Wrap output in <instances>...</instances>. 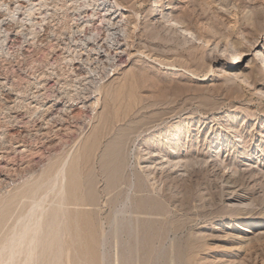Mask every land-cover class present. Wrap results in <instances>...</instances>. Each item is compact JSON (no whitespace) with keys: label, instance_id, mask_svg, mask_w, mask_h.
<instances>
[{"label":"rangeland","instance_id":"374dc122","mask_svg":"<svg viewBox=\"0 0 264 264\" xmlns=\"http://www.w3.org/2000/svg\"><path fill=\"white\" fill-rule=\"evenodd\" d=\"M152 1L0 0V264H264V0Z\"/></svg>","mask_w":264,"mask_h":264},{"label":"bare ground","instance_id":"6f19581e","mask_svg":"<svg viewBox=\"0 0 264 264\" xmlns=\"http://www.w3.org/2000/svg\"><path fill=\"white\" fill-rule=\"evenodd\" d=\"M111 2V1H110ZM49 3V2H48ZM114 5V4H113ZM117 5H118V3H117ZM118 8V7H117ZM149 9L150 10H152L153 11V15L155 16H159V15H161L162 14V17L165 19V21H167L168 22V26L170 27V28H172V29H175V30H177L179 27H182V36H184V38L185 39H189V38H191V37H193L192 35V31H190V30H188V29H186L184 26H182L181 25V23L179 22V20L177 19V18H175L173 15H171L170 13H169V7H168V5H163L162 6V8L161 9H159V5H158V0H153L152 2H150V5H149ZM17 11V10H16ZM118 11V10H117ZM56 12V11H55ZM39 23V22H38ZM181 29V28H180ZM73 31V30H72ZM181 35V34H180ZM189 35V36H188ZM94 38V37H93ZM98 45V44H97ZM95 46V45H94ZM256 52H257V54L260 56V58L264 61V54H262L261 52H260V50H257L258 49V46H256ZM221 56L222 55H219V54H212V59L213 58H221ZM102 58V57H101ZM103 59V58H102ZM239 61H241V54L240 53H235V54H233L232 55V58H230V60H229V62L228 63H230V64H235V63H238ZM80 62V61H79ZM258 63H259V61H258ZM261 69H262V71L264 72V63L262 64V66H261ZM95 84V83H94ZM35 85V84H34ZM74 88V87H73ZM42 101V100H41ZM262 101L264 102V99H262ZM97 102L96 101H94L93 102V105H95ZM165 144L166 145H172L173 144V142H172V140H171V138H168V139H165ZM151 155H153V154H151ZM156 161V160H155ZM65 162V161H64ZM63 162V163H64ZM159 163V162H158ZM156 166V165H155ZM175 164H170V166H169V168H166L164 171L165 172H167V171H169V172H167V173H170V172H175L176 170H178L179 169V166H175ZM155 168V167H154ZM58 170V169H57ZM65 166L63 165L62 166V168L60 169V171L58 172V174L55 176V175H53V178H51L50 179V185H51V187H50V191H53L54 192V196L53 197H56V199L55 200H52V203H53V205L51 204V203H49V204H51L52 205V207H51V211L53 212L52 214H54V217H55V220H56V218H57V213H59L60 215H63L64 214V212H66L65 211V209L67 208H65V200H66V188H65V184H66V174H65ZM164 172V173H165ZM163 173V174H164ZM167 173H165V174H167ZM55 176V177H54ZM120 182V179H118L116 182H114L115 184H116V195H118V196H120L121 194V189H120V184H118ZM138 183H140V182H138ZM147 190H150V189H147ZM238 195H240V194H235L232 198H235L236 196H238ZM52 196V195H51ZM151 197V192H149V193H145V194H143V196H142V198H143V200L144 199H147V198H150ZM50 198V197H49ZM36 205V204H35ZM33 206V205H32ZM37 206V205H36ZM42 207V206H41ZM34 208H35V206H34ZM44 209H47V208H45L44 207ZM44 209H43V207H42V209H40V208H38L37 209V207H36V212H37V210H41L40 212H39V214L36 216V218H34V219H32V215H35L34 213H35V211L33 210H31V212L28 214V221H27V223L25 224V226L21 229V231H20V233H19V235H18V233H17V235H15L14 236V238L13 239H11L10 240V242H9V244H8V246H7V248H8V250H9V254H8V256H7V258H5L4 259V261L3 260H1V264L3 263V262H5V260L6 261H8V264H9V262H12L13 260H14V257H15V253L18 251V250H21V248H23V247H25L26 249H28L27 250V252L29 251V255H27V256H29V259L30 260H28V258H27V261H29V263H31V260H33L32 258H30V257H32V252H33V249H35L34 251L36 252V243L37 242H39L38 240L39 239H37L36 240V238H39V237H36L35 235H38L39 233H40V231H43V230H40L39 231V229H41L40 227H41V222H40V219H41V217H42V215H43V212H44ZM46 211V210H45ZM47 213V212H46ZM62 213V214H61ZM59 214H58V216H59ZM66 214V213H65ZM41 215V216H40ZM66 216V215H65ZM44 217V216H43ZM52 217V216H51ZM59 218V217H58ZM65 219V218H64ZM42 220V219H41ZM50 220V219H49ZM51 221V220H50ZM49 221V231H51L50 229H52L51 228V223L52 222H50ZM54 221V220H53ZM60 221H61V216H60V218H59V220L57 221V222H59L60 223ZM47 223V222H46ZM221 224L222 223H224V221H222V222H220ZM220 223H218V224H220ZM45 224V223H44ZM53 224H54V222H53ZM226 225V224H225ZM247 225H249L250 226V228H252V227H254L255 228V230L256 229H259V228H261V227H263L264 226V219H254V220H249V217H248V215L247 216H245L244 218H242V219H240L237 223H236V228H242L243 226H247ZM44 227V226H43ZM52 227H53V225H52ZM43 229V228H42ZM54 229V228H53ZM52 229V230H53ZM220 229V227H217L215 230L217 231V230H219ZM249 229V228H248ZM58 231V230H57ZM56 231V232H57ZM60 231V230H59ZM58 231V232H59ZM246 231H250V230H246ZM31 233V236H30V238L29 239H27V238H25L26 236H27V234L28 233ZM37 232H39L38 234H36ZM44 232V231H43ZM43 232H41V233H43ZM55 232V233H56ZM54 233V234H55ZM62 233H64V232H62ZM50 235L51 234V232L49 233H47L46 235H45V238L46 239H48L47 237V235ZM57 234H59V233H57ZM43 235V234H42ZM231 235V234H230ZM40 236V235H39ZM47 236V237H46ZM52 236V235H51ZM51 236H49L50 238H51ZM59 237V236H58ZM61 237V236H60ZM62 237H63V235H62ZM49 238V239H50ZM53 238V237H52ZM52 238H51V240H52ZM43 239V238H42ZM61 240V239H60ZM37 241V242H36ZM44 241H45V239H44ZM50 241V240H49ZM41 242H43V241H41ZM53 242V241H52ZM40 244V243H39ZM38 244V245H39ZM52 244V243H51ZM40 245H42V244H40ZM5 249H6V247H5V245L3 246ZM238 247L237 246H228V248H226L228 251H229V253H231L233 250H235V249H237ZM37 249H38V247H37ZM26 251V250H25ZM26 252V253H27ZM18 253V252H17ZM34 255V254H33ZM26 256V257H27ZM38 256V255H37ZM25 256H24V258H26ZM2 258V257H1ZM8 259V260H7ZM3 261V262H2ZM26 261V262H27ZM35 261V260H34ZM23 262V261H22ZM4 264H6V263H4ZM23 264V263H22ZM25 264V263H24Z\"/></svg>","mask_w":264,"mask_h":264}]
</instances>
